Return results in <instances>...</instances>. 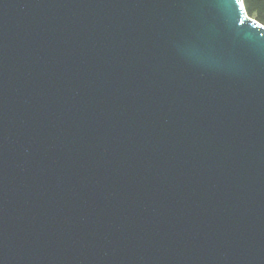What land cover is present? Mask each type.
<instances>
[{"label": "water", "instance_id": "obj_1", "mask_svg": "<svg viewBox=\"0 0 264 264\" xmlns=\"http://www.w3.org/2000/svg\"><path fill=\"white\" fill-rule=\"evenodd\" d=\"M0 264H264L243 0H0Z\"/></svg>", "mask_w": 264, "mask_h": 264}, {"label": "trees", "instance_id": "obj_2", "mask_svg": "<svg viewBox=\"0 0 264 264\" xmlns=\"http://www.w3.org/2000/svg\"><path fill=\"white\" fill-rule=\"evenodd\" d=\"M246 12L264 24V0H243Z\"/></svg>", "mask_w": 264, "mask_h": 264}]
</instances>
